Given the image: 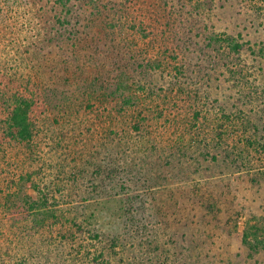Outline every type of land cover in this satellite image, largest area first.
Here are the masks:
<instances>
[{"label":"rangeland","instance_id":"374dc122","mask_svg":"<svg viewBox=\"0 0 264 264\" xmlns=\"http://www.w3.org/2000/svg\"><path fill=\"white\" fill-rule=\"evenodd\" d=\"M0 264H264V0H0Z\"/></svg>","mask_w":264,"mask_h":264},{"label":"trees","instance_id":"16d2710c","mask_svg":"<svg viewBox=\"0 0 264 264\" xmlns=\"http://www.w3.org/2000/svg\"><path fill=\"white\" fill-rule=\"evenodd\" d=\"M232 48L237 50L238 45L233 44ZM29 110L30 106L27 102H19V104L13 107L9 118L10 128L15 130V133L13 131L10 134L14 138L19 139L21 142L31 138V123L28 116L30 113Z\"/></svg>","mask_w":264,"mask_h":264}]
</instances>
